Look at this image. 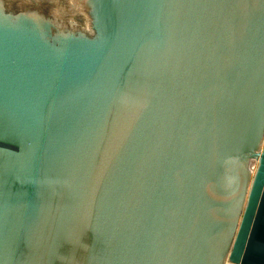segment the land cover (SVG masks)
<instances>
[{"label":"water","instance_id":"95a60500","mask_svg":"<svg viewBox=\"0 0 264 264\" xmlns=\"http://www.w3.org/2000/svg\"><path fill=\"white\" fill-rule=\"evenodd\" d=\"M0 264H264V0H0Z\"/></svg>","mask_w":264,"mask_h":264}]
</instances>
